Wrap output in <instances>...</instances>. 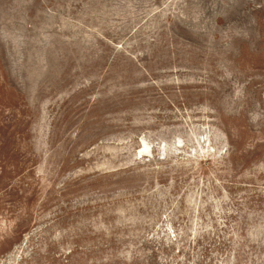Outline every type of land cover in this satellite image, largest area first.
Here are the masks:
<instances>
[{
  "label": "rangeland",
  "instance_id": "1",
  "mask_svg": "<svg viewBox=\"0 0 264 264\" xmlns=\"http://www.w3.org/2000/svg\"><path fill=\"white\" fill-rule=\"evenodd\" d=\"M0 264H264V0H0Z\"/></svg>",
  "mask_w": 264,
  "mask_h": 264
}]
</instances>
